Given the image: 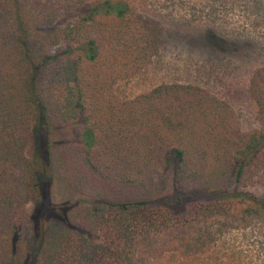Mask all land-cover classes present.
<instances>
[{
	"label": "trees",
	"instance_id": "trees-1",
	"mask_svg": "<svg viewBox=\"0 0 264 264\" xmlns=\"http://www.w3.org/2000/svg\"><path fill=\"white\" fill-rule=\"evenodd\" d=\"M145 2L41 11L0 0V264H156L200 243L193 235L214 219L247 227L264 215V193L241 190L254 171L264 177V67L250 85L260 128L248 135L228 101L194 83L121 99L115 83L160 47ZM64 41L69 55L53 53ZM58 169L74 200L54 201Z\"/></svg>",
	"mask_w": 264,
	"mask_h": 264
},
{
	"label": "rangeland",
	"instance_id": "rangeland-1",
	"mask_svg": "<svg viewBox=\"0 0 264 264\" xmlns=\"http://www.w3.org/2000/svg\"><path fill=\"white\" fill-rule=\"evenodd\" d=\"M31 1L41 11L44 6L52 9L47 1L57 4V0ZM141 11L161 25L160 47L138 73L118 80L114 92L121 99H132L162 83H194L232 105L245 135L258 130L250 85L255 71L264 67V0H146ZM68 47L61 42L53 53L68 56ZM67 129L70 135L64 138L69 140L82 132L83 125ZM56 153L60 157L62 152L58 149ZM60 170L56 171L61 175L54 183L53 199L74 200ZM165 176L166 193H171L173 172L167 170ZM241 190L264 193V177L254 171ZM193 236V243H200L169 251L156 264H264L263 214L254 216L247 227L230 217L214 219Z\"/></svg>",
	"mask_w": 264,
	"mask_h": 264
}]
</instances>
